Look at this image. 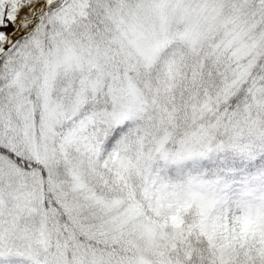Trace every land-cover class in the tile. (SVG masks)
Masks as SVG:
<instances>
[{"label":"snow or ice","instance_id":"obj_1","mask_svg":"<svg viewBox=\"0 0 264 264\" xmlns=\"http://www.w3.org/2000/svg\"><path fill=\"white\" fill-rule=\"evenodd\" d=\"M0 264H264V0H0Z\"/></svg>","mask_w":264,"mask_h":264}]
</instances>
